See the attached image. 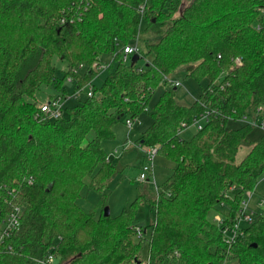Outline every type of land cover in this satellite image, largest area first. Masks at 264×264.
Wrapping results in <instances>:
<instances>
[{
  "label": "trees",
  "instance_id": "16d2710c",
  "mask_svg": "<svg viewBox=\"0 0 264 264\" xmlns=\"http://www.w3.org/2000/svg\"><path fill=\"white\" fill-rule=\"evenodd\" d=\"M71 1L0 0V228L12 205L21 209L19 228L0 243V264H34L48 253L55 264H143L145 237L136 240L133 231L140 197L114 217L95 216L76 200L85 186L106 206L115 168L101 142L114 138L123 117L147 112L139 145L156 146L174 165L150 202L149 264H264V217L230 246L209 219L218 211L231 223L264 172V133L236 163L251 127L226 128L264 104V0H94L81 21L59 25ZM142 23L157 39L145 41L150 58L136 66L122 60L119 45L137 39ZM54 58L66 63L60 76ZM95 61L108 66L91 97L65 106L58 119L34 118L41 86L67 94L65 78L85 85L96 78ZM78 63L86 70L76 76L70 69ZM181 67L206 81L189 106L176 102L177 89L165 81ZM205 110L208 122L181 139V124Z\"/></svg>",
  "mask_w": 264,
  "mask_h": 264
},
{
  "label": "rangeland",
  "instance_id": "374dc122",
  "mask_svg": "<svg viewBox=\"0 0 264 264\" xmlns=\"http://www.w3.org/2000/svg\"><path fill=\"white\" fill-rule=\"evenodd\" d=\"M190 0H184L183 6L189 3ZM179 13L175 14V17ZM157 36L153 34L150 29L145 28V24H141V30L138 35L136 45L140 50V55L136 61V66H143L150 56H144L145 41H156ZM134 44V41L131 42ZM103 58H108L103 56ZM131 58V57H130ZM53 64L56 66V75L60 76L62 72L66 71V63L61 62L57 58L53 59ZM106 75L105 73L99 74L95 79L91 80L95 86H99ZM171 79L178 80L180 86L177 87L175 100L180 105H191L193 101L198 97L203 87L206 86V81L200 83L195 82L192 78L187 76L185 67L179 68L172 76ZM160 91L158 90L154 95L151 103H154ZM48 95H54V90L51 86H41L35 94V100L37 104L47 100ZM83 96H80L79 100ZM75 103L73 100L66 102L65 106H72ZM37 105V106H38ZM263 105L264 104H260ZM150 113H143L139 118V123H136L132 128L127 129L124 125V117L119 123L114 126V138L111 140H103L101 145L106 154L111 153L114 149L117 150V154L110 156L109 162L115 168L114 175L108 180L107 185L103 191L106 196V206L101 208L99 205V195L89 190L87 187H83L80 191V197L76 200V203L85 211H93L95 216H98L105 208L109 210V216L114 217L118 215L124 206L129 205L137 197H140V202L137 206L136 216L134 224L146 229L144 234V241L139 249V258L144 262L149 260L148 253V239L151 233V225L155 222V210L151 206L150 202L153 198H156V189L159 187L168 176L171 174L173 163L166 159L162 154H156L152 161V166L144 155L146 150L145 146L139 145L138 140L140 134L149 126L151 122ZM247 121L250 116L246 115ZM242 125H247L240 119L227 122L226 128H235ZM251 129L246 135L245 143L239 148L235 156V162L238 163L244 155L249 151L252 143L261 138L264 133V128L259 126L250 125ZM196 132L193 126H189L183 129L179 133V137L183 140H188ZM92 133H89L87 139L92 137ZM142 165H148L152 168V175L148 182H137L135 177L138 175ZM230 187L231 193L237 188ZM228 194V197L231 196ZM245 199L249 198V207L255 212V218H263L264 207L258 206L260 198H264V172L259 177L258 182L253 192L246 193ZM219 212H211L209 219L213 223H217L215 217L219 216ZM136 239V238H135ZM137 240V239H136ZM56 258L54 257L53 264H55Z\"/></svg>",
  "mask_w": 264,
  "mask_h": 264
},
{
  "label": "built area",
  "instance_id": "2783aa9c",
  "mask_svg": "<svg viewBox=\"0 0 264 264\" xmlns=\"http://www.w3.org/2000/svg\"><path fill=\"white\" fill-rule=\"evenodd\" d=\"M94 0H72L70 6L64 10L62 17L59 19L58 24L63 25L65 21L73 22V21H81L84 14L88 11L90 6L93 4ZM140 13L144 11V4H140L137 7ZM259 15L264 19V7L258 8ZM258 29V26H257ZM137 39L134 40V44L129 43L126 45H119L120 49H122V60L124 62L129 61L130 57L133 54H137L139 51L138 46L136 45ZM219 57V56H218ZM233 63L235 65H240V59L235 58L233 59ZM108 64L105 62L95 61L92 63L90 67V71H93L96 76L102 74ZM86 70V66L83 63H78L71 67L70 71L74 75H80L82 72ZM165 81L168 83L169 86L173 88H177L180 86V82L178 80H174L171 78H165ZM75 80L73 76L69 75L65 78V84L71 88L67 94H58L54 95L50 98H47L46 101L40 103L38 105L37 111L34 113V118L38 121L44 120H55L58 119L62 111L65 107V104L69 100L77 101L79 100L80 96L83 98L91 97L93 95L94 86L92 81L86 83L83 86H74ZM246 115L250 116V119L247 121ZM210 116V112L205 110L203 113L199 115L197 119H194L190 124L182 123L180 129H185L189 126H193L196 131L200 130L204 123L208 122ZM240 121L245 122L247 125L259 126L264 128V106L258 105L256 106L253 111L249 114H245ZM136 123H139L138 118H128L124 119V125L127 129L132 128V126ZM182 130L179 131V133ZM117 154V150L114 149L113 152L108 153L105 157V162H109L110 156L113 154ZM115 154V155H116ZM157 154V147L150 146L146 147L144 152L145 157L149 161L150 165L152 166V161L154 156ZM148 165H142L138 175L135 177L137 182H145L148 181L150 175H152V168ZM27 182L29 184L32 183L31 179H28ZM235 188V187H233ZM156 198H157V189H156ZM258 206L261 208L264 207V198H260L258 201ZM20 207L16 204L12 205L11 210L6 215L5 219L3 220L0 228V243L3 242L4 239L10 237L13 232H15L20 225ZM255 218V212L252 211L249 207V198L242 199L240 205L238 207L237 213L234 216V219L231 223H225L224 220L220 216H216L215 219L217 221V225L220 228V231L223 236V241L228 246L234 244L236 240L244 234V227L246 225H250ZM134 237L139 240L144 237L146 229H142L140 226H134ZM9 250V248H8ZM149 259V258H148ZM54 256L50 253L45 254L42 258L35 259L33 262L34 264H53ZM143 264H149V260L144 261Z\"/></svg>",
  "mask_w": 264,
  "mask_h": 264
},
{
  "label": "water",
  "instance_id": "95a60500",
  "mask_svg": "<svg viewBox=\"0 0 264 264\" xmlns=\"http://www.w3.org/2000/svg\"><path fill=\"white\" fill-rule=\"evenodd\" d=\"M138 60V55L137 54H133L132 56H131V63L133 64L135 61H137ZM103 214H104V216H108L109 215V210H108V208H105L104 209V211H103Z\"/></svg>",
  "mask_w": 264,
  "mask_h": 264
},
{
  "label": "crops",
  "instance_id": "0c3cea01",
  "mask_svg": "<svg viewBox=\"0 0 264 264\" xmlns=\"http://www.w3.org/2000/svg\"><path fill=\"white\" fill-rule=\"evenodd\" d=\"M187 106H189V105H187ZM230 121H232V120H229L228 122H230ZM239 127V126H238ZM238 127H235V128H238ZM145 182H148V181H145ZM155 198V197H154Z\"/></svg>",
  "mask_w": 264,
  "mask_h": 264
}]
</instances>
